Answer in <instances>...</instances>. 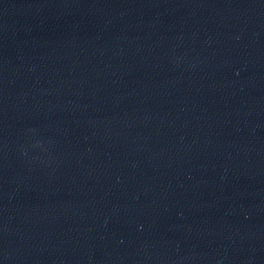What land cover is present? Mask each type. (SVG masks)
<instances>
[{
	"label": "water",
	"instance_id": "obj_1",
	"mask_svg": "<svg viewBox=\"0 0 264 264\" xmlns=\"http://www.w3.org/2000/svg\"><path fill=\"white\" fill-rule=\"evenodd\" d=\"M0 264H264V0H0Z\"/></svg>",
	"mask_w": 264,
	"mask_h": 264
}]
</instances>
